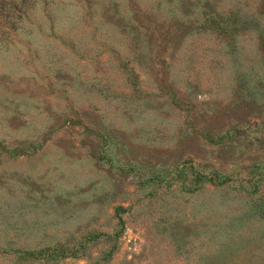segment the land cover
Instances as JSON below:
<instances>
[{"label": "rangeland", "instance_id": "1", "mask_svg": "<svg viewBox=\"0 0 264 264\" xmlns=\"http://www.w3.org/2000/svg\"><path fill=\"white\" fill-rule=\"evenodd\" d=\"M28 3L0 16V264H264V0Z\"/></svg>", "mask_w": 264, "mask_h": 264}, {"label": "trees", "instance_id": "2", "mask_svg": "<svg viewBox=\"0 0 264 264\" xmlns=\"http://www.w3.org/2000/svg\"><path fill=\"white\" fill-rule=\"evenodd\" d=\"M1 2V0H0ZM28 0H22L21 3L19 4H16L14 2H11L10 4H8L9 7H6L7 4H4L3 2L0 3V16L3 15V17H9L11 15L14 14L15 11H22L23 8L27 7L28 6ZM210 22H213V20L211 19ZM152 23L154 25H157L158 26H164L166 25V23H164L163 21H160L159 23H156L155 20L152 21ZM205 26H210V25H205ZM204 26H201L200 28H203ZM168 30V29H167ZM174 32L178 33V31H176L175 29H173ZM1 34L4 33L3 30L0 31ZM223 36V35H222ZM165 47L163 48H160L158 47L157 49H155V54L160 56V55H163L165 53ZM150 54V50L147 49L145 51H143L142 53H140L139 57H138V60H139V63H143L144 62V58H147V56ZM127 59V58H126ZM128 61V59H127ZM151 63V62H150ZM162 63L165 64V61L162 60ZM121 67L125 68L127 71H128V79L131 80V82L133 81V83L136 81L137 79V75L135 74V72L128 67V62H124V64L121 63ZM204 176H197L195 179L196 180H200V178H203ZM119 212H117L118 214L121 212V211H125L124 209H121L119 208L118 209ZM117 214V215H118ZM109 241L110 240H114L112 242H115L119 236V232H115L113 234H109V235H104ZM97 236H94V237H91L90 240H93V239H96ZM114 246V245H113ZM108 251V254L105 255V260H108V258H110L111 256V253L113 252V247Z\"/></svg>", "mask_w": 264, "mask_h": 264}]
</instances>
